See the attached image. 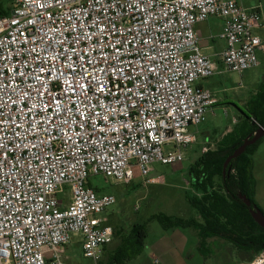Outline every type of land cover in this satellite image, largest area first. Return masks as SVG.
<instances>
[{
  "label": "built area",
  "instance_id": "1",
  "mask_svg": "<svg viewBox=\"0 0 264 264\" xmlns=\"http://www.w3.org/2000/svg\"><path fill=\"white\" fill-rule=\"evenodd\" d=\"M210 17L225 70L260 64L264 17L237 0H15L0 15V264H66L74 238L101 261L117 199L90 178L130 183L137 167L155 184L153 164L185 160L218 102L195 29Z\"/></svg>",
  "mask_w": 264,
  "mask_h": 264
},
{
  "label": "rangeland",
  "instance_id": "2",
  "mask_svg": "<svg viewBox=\"0 0 264 264\" xmlns=\"http://www.w3.org/2000/svg\"><path fill=\"white\" fill-rule=\"evenodd\" d=\"M250 6L253 1L262 3L264 0H241ZM0 4L13 10L15 0H0ZM264 14V7H263ZM264 17V16H263ZM264 38V32L261 33ZM260 64L238 74L227 71L219 66L217 73L201 84L215 93L222 100L206 115L205 121L190 130L196 136V141L185 150V160L172 165L153 164L150 176L162 177L163 181L149 184L137 167L134 169V179L130 183L105 179L103 176H92L91 185L102 194H113L117 202L99 217H106L107 223L115 230L114 240L104 249L102 259L98 264H107L110 255L128 238L135 224H142L147 232L146 242L162 228L156 219L159 216L191 218L198 212L188 202L190 195L199 196L190 185L191 176L188 171L204 154L218 151L223 137L239 125L242 116L239 108L244 109L246 102L255 94L264 81V52H258ZM218 92L216 94V92ZM264 138V137H263ZM264 139L261 141V165H256L252 174L256 179V192L264 211ZM165 147V150H168ZM217 184L220 180L216 179ZM258 203V202H257ZM77 238L68 245L65 253L66 264H96L83 255L80 245L75 244ZM129 264H135V261Z\"/></svg>",
  "mask_w": 264,
  "mask_h": 264
},
{
  "label": "trees",
  "instance_id": "3",
  "mask_svg": "<svg viewBox=\"0 0 264 264\" xmlns=\"http://www.w3.org/2000/svg\"><path fill=\"white\" fill-rule=\"evenodd\" d=\"M11 11L0 4V15H9ZM239 109L242 114L239 118L240 124L223 137L218 151L204 154L188 171L191 187L200 194L190 195L188 202L198 212L202 222L199 223L193 218L168 216H159L156 219L165 230L194 228L199 233L202 245L209 238L224 239L251 253V259L254 260V255L256 257L264 250V229L252 218L250 207L239 198V193L245 194L252 205L259 207L255 199L256 181L252 174V156L263 138L230 162L227 169H230L229 174H223V167L228 156L243 144L248 135L254 134L259 127L264 128V81L246 102L244 109ZM254 120L256 124H253ZM217 178L220 180L219 184ZM89 185L94 188L90 181ZM95 191L102 194L99 189ZM146 238L145 227L135 224L125 242L110 255L107 264H126L138 258L143 252Z\"/></svg>",
  "mask_w": 264,
  "mask_h": 264
},
{
  "label": "crops",
  "instance_id": "4",
  "mask_svg": "<svg viewBox=\"0 0 264 264\" xmlns=\"http://www.w3.org/2000/svg\"><path fill=\"white\" fill-rule=\"evenodd\" d=\"M237 1L242 3L241 0ZM250 6L259 7L264 16V6L262 3L253 1ZM223 25V20L217 17H210L205 22L198 23L195 26L196 32L200 37L203 53L218 63L220 67L223 65L218 54L226 46V42L219 38ZM217 99V104L222 102L218 96ZM261 145L258 146V149L252 156L253 173L255 172L256 165H261L262 163V159H259L262 154ZM255 199L260 206H263L259 201L256 191ZM191 218L197 220L199 223L202 222L199 214H195ZM74 243L81 246L78 241ZM251 258V253L218 237L209 238L202 245L198 231L192 227L172 228L169 230H165L162 227L153 238L147 242L145 240V247L142 254L132 261H135V264H252L253 259Z\"/></svg>",
  "mask_w": 264,
  "mask_h": 264
},
{
  "label": "water",
  "instance_id": "5",
  "mask_svg": "<svg viewBox=\"0 0 264 264\" xmlns=\"http://www.w3.org/2000/svg\"><path fill=\"white\" fill-rule=\"evenodd\" d=\"M253 124H256V121H253ZM264 137V128L259 127L254 134L248 135L244 141L243 144L240 145L233 154L229 155L226 159L223 167V174H229V164L232 160H235L239 158L243 153H245L246 149L257 143L261 138ZM239 198L246 204V206L250 207L249 212L252 216V218L255 220V222L264 229V212L256 205H252V202L250 198H248L245 194L239 193Z\"/></svg>",
  "mask_w": 264,
  "mask_h": 264
},
{
  "label": "snow or ice",
  "instance_id": "6",
  "mask_svg": "<svg viewBox=\"0 0 264 264\" xmlns=\"http://www.w3.org/2000/svg\"><path fill=\"white\" fill-rule=\"evenodd\" d=\"M73 51H75V49H74ZM117 51H118V50H117ZM81 59H82V57H81ZM82 67H83V66H82ZM73 71H74V69H73ZM84 71H86V69H84ZM120 71L123 72V69H120ZM61 75H63V74L61 73ZM83 78H84V77H81V79H83ZM97 84H98V90H99V91H103V90H104V89H103V85L100 84L98 80H97ZM79 86H80V88L83 89L84 91H87L88 88H89V86L86 85V84H80ZM72 91L75 92V89L73 88ZM56 103L59 104L60 102H59V101H56ZM46 107H47V106H46Z\"/></svg>",
  "mask_w": 264,
  "mask_h": 264
}]
</instances>
